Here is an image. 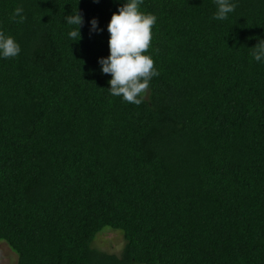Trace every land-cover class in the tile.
Returning a JSON list of instances; mask_svg holds the SVG:
<instances>
[{
  "label": "trees",
  "instance_id": "1",
  "mask_svg": "<svg viewBox=\"0 0 264 264\" xmlns=\"http://www.w3.org/2000/svg\"><path fill=\"white\" fill-rule=\"evenodd\" d=\"M126 2L0 0L21 49L0 55V241L17 264H264V0L225 20L216 0H143L159 75L139 106L99 63ZM107 228L120 255L94 247Z\"/></svg>",
  "mask_w": 264,
  "mask_h": 264
},
{
  "label": "clouds",
  "instance_id": "2",
  "mask_svg": "<svg viewBox=\"0 0 264 264\" xmlns=\"http://www.w3.org/2000/svg\"><path fill=\"white\" fill-rule=\"evenodd\" d=\"M141 3L143 0H128L119 8L118 13H113L108 24L110 55L99 60L102 72L112 76L109 81L111 95L122 96L126 102L137 106L143 102L151 79L159 75L154 60L145 54L151 47L152 28L157 17L140 12L138 9ZM216 3L218 8L214 19L217 20L227 19L236 7L230 0H216ZM22 13L23 8L17 7L12 19L23 23L26 17ZM65 18L69 25L78 26L69 33L70 38L78 42L81 39L79 29L83 23L82 16L76 13ZM91 25L93 31L99 30L95 19L91 21ZM20 51V46L14 38L0 32V55L4 58H14ZM252 56L257 62L264 59V40L253 47Z\"/></svg>",
  "mask_w": 264,
  "mask_h": 264
},
{
  "label": "rangeland",
  "instance_id": "3",
  "mask_svg": "<svg viewBox=\"0 0 264 264\" xmlns=\"http://www.w3.org/2000/svg\"><path fill=\"white\" fill-rule=\"evenodd\" d=\"M107 229L96 237L94 247L109 254L120 255L125 245L124 236L119 231ZM17 262L18 256L7 243L0 241V264H17Z\"/></svg>",
  "mask_w": 264,
  "mask_h": 264
}]
</instances>
